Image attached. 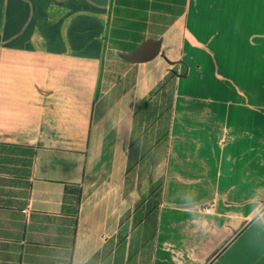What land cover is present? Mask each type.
<instances>
[{"label":"crops","instance_id":"crops-1","mask_svg":"<svg viewBox=\"0 0 264 264\" xmlns=\"http://www.w3.org/2000/svg\"><path fill=\"white\" fill-rule=\"evenodd\" d=\"M0 264H264V0H0Z\"/></svg>","mask_w":264,"mask_h":264},{"label":"rangeland","instance_id":"rangeland-1","mask_svg":"<svg viewBox=\"0 0 264 264\" xmlns=\"http://www.w3.org/2000/svg\"><path fill=\"white\" fill-rule=\"evenodd\" d=\"M171 92H172V85H170V88H168L166 90V92H163L162 94L158 93L159 95L155 96L154 101H157V103L160 107V110H161V111H158L157 114L161 115L164 113V116L160 121L159 120L156 121L157 124L154 121L152 124V121L147 120L145 128L148 131V133L144 139L145 140L144 144L146 145V148H149V146H153L155 143V140L156 141H160L161 139L165 140L164 135H165V132L167 129L168 116H169L168 109L170 107L171 97L173 96L172 95L173 92H172V94H171ZM149 111H148V115H149ZM161 117H162V115H161ZM140 133H143L142 129L138 132L137 135H139ZM140 135H142V134H140Z\"/></svg>","mask_w":264,"mask_h":264},{"label":"trees","instance_id":"trees-1","mask_svg":"<svg viewBox=\"0 0 264 264\" xmlns=\"http://www.w3.org/2000/svg\"><path fill=\"white\" fill-rule=\"evenodd\" d=\"M175 79V76L173 75V74H171L170 75V77H168V78H166L165 79V81H164V83L162 84V85H160V87H158V89L155 91V92H153L152 93V95H150V102H151V100L154 98L155 99V96H158L159 94H162L163 92H166V90L168 89V88H170V85H172L173 86V80ZM172 92H173V87H172ZM172 92H171V94H172ZM159 93V94H158ZM173 95V94H172ZM148 101V102H149ZM154 101V100H153ZM171 101H172V97H171ZM154 103V105H153V107H151V108H148V110H147V116H148V120L149 121H152V124H153V121L155 120V121H157V120H161L162 118H163V116H164V113L163 114H161L162 115V117H161V115H158L157 113H158V109H156V106L155 105H158V103H157V101H154L153 102ZM145 104H147V102H145L144 103V105H142V108L145 106ZM158 107V106H157ZM171 107V106H170ZM170 107H169V109H168V113H169V110H170ZM150 110V111H149ZM148 111H149V115H148ZM161 111V110H160ZM169 115H170V113H169ZM158 116V117H157ZM160 116V117H159ZM152 119V120H151ZM154 121V122H155ZM168 131H169V116H168V124H167V129H166V132H165V135H164V138L165 139H167V137H168Z\"/></svg>","mask_w":264,"mask_h":264},{"label":"built area","instance_id":"built-area-1","mask_svg":"<svg viewBox=\"0 0 264 264\" xmlns=\"http://www.w3.org/2000/svg\"><path fill=\"white\" fill-rule=\"evenodd\" d=\"M214 211H215V205H211V206L207 207L206 209H204V213L207 215L214 214Z\"/></svg>","mask_w":264,"mask_h":264},{"label":"clouds","instance_id":"clouds-1","mask_svg":"<svg viewBox=\"0 0 264 264\" xmlns=\"http://www.w3.org/2000/svg\"><path fill=\"white\" fill-rule=\"evenodd\" d=\"M207 222L205 221L204 224L202 225V227L206 226Z\"/></svg>","mask_w":264,"mask_h":264}]
</instances>
